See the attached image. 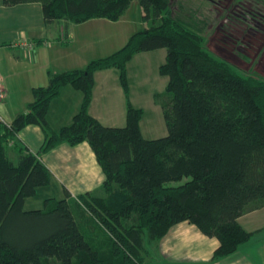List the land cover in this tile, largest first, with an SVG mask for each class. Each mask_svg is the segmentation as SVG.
Listing matches in <instances>:
<instances>
[{
    "label": "trees",
    "instance_id": "obj_1",
    "mask_svg": "<svg viewBox=\"0 0 264 264\" xmlns=\"http://www.w3.org/2000/svg\"><path fill=\"white\" fill-rule=\"evenodd\" d=\"M25 1L31 0H6ZM39 1L46 24L62 21L68 32L70 23L94 17L118 20L133 0ZM138 1L146 27L83 68L51 71L47 85L33 88L27 110L0 133V264H146L147 243L182 221L219 240L213 260L253 235L239 218L264 207V78L245 75L213 52L200 31L172 14L171 0ZM159 48L167 50L160 73L169 78L168 96L156 98L165 136L144 137L143 109L130 101L124 126L104 125L90 114L97 70L117 67L127 90V62ZM67 84L83 92V102L70 124L53 130L49 106ZM29 124L43 129L39 153L63 141H88L107 195L72 196L65 189L63 198L48 197L44 208L26 209L27 198L51 180L47 165L26 145L17 142V162L9 157L7 141ZM93 220L109 238L100 240L89 229Z\"/></svg>",
    "mask_w": 264,
    "mask_h": 264
},
{
    "label": "crops",
    "instance_id": "obj_2",
    "mask_svg": "<svg viewBox=\"0 0 264 264\" xmlns=\"http://www.w3.org/2000/svg\"><path fill=\"white\" fill-rule=\"evenodd\" d=\"M134 2L135 0L131 2L130 7ZM129 8L118 20L94 17L83 22L70 23L68 32L61 34L57 29L58 23L51 26L46 24L42 1L31 0L11 4L6 0H0V84L6 90L5 98L0 100V133L19 113L27 110L34 98L33 88L47 85L51 71L83 68L91 60L110 55L123 47L129 37L138 31L135 28L140 24H146L142 17V7L141 17L144 23L137 21L131 24L132 21L128 20L131 19L128 16ZM21 42L35 43L30 48L21 45ZM166 55L165 48L133 55L127 62V90L121 82L120 70L117 67L97 70L88 106L90 114L104 125L124 126L127 121L128 101L142 108L143 114L144 106L149 105H154L158 107L157 109H160V106L163 112L161 103L155 100L156 93L146 94L145 91L140 92L139 88L133 86L136 84L143 87L150 82L149 76L153 74L154 69L153 56L159 58L156 64L160 73V66L166 61ZM135 62L143 63L142 67L149 73L139 81L145 84L130 82V69ZM156 79L163 80L158 77ZM168 80V76L166 81L163 80L165 90ZM82 102L81 90L71 84L63 86L59 96L54 98L49 106L47 118L52 129L59 130L62 126L70 124L80 110ZM43 141L44 132L41 126L29 124L17 133L13 142L7 144L9 157L14 162L18 161L19 142L32 152L38 153L53 174L51 180L56 178L60 181L62 188L69 190L72 196L88 191L102 193L105 174L88 141L78 144L63 141L50 150L39 153ZM27 202L28 198L25 207ZM263 211L264 207L239 218L244 228L254 233L236 252L226 257L213 260V253L219 245V240L205 235L195 224L182 221L173 225L160 239L147 243L145 262L264 264V219L260 214Z\"/></svg>",
    "mask_w": 264,
    "mask_h": 264
},
{
    "label": "rangeland",
    "instance_id": "obj_3",
    "mask_svg": "<svg viewBox=\"0 0 264 264\" xmlns=\"http://www.w3.org/2000/svg\"><path fill=\"white\" fill-rule=\"evenodd\" d=\"M141 10L139 1L135 0L128 10V16L131 18H128V20L129 22L132 21L131 24L137 21L144 23L141 17ZM170 11L172 14L182 18L192 28L200 31L205 37L206 45L235 68L242 71L245 75L264 78V0H171ZM144 25L147 26V23L140 24L135 29L141 30L145 27ZM57 29L61 34L65 33L62 21L58 22ZM152 61L154 69H152L153 74L149 76V83L139 82L143 76L149 73L145 72V68L142 67L143 63L138 62L133 63V67L130 69V82L145 84L143 87L135 84L133 88H139L140 92L145 91L146 94L149 92L156 93L155 100L157 97L159 100H163L168 96V92L165 90V82H163V80L166 81L167 76H162L158 72V64L156 63L159 58L153 56ZM156 77L163 78V80L156 79ZM144 108L140 123L143 136L146 138L165 136L167 134V126L161 107L159 106L160 109H157L158 107L149 105L147 107L144 106ZM13 140L10 138L7 143H11ZM52 177L53 174L51 173ZM187 179L170 181L167 185H180ZM94 193L100 196L107 195L105 189H103L102 193L98 191ZM64 196L65 189L62 188V183L54 178L53 181L50 180L48 185L40 187L37 195L28 198L26 208H44L48 197L60 199ZM80 208L78 207V209ZM84 211L86 212V210ZM260 214L264 219V211ZM78 215L80 220L84 222L83 215L79 213ZM93 223V227L91 225L89 229L99 239L101 237L103 239L110 237L109 232L105 228L94 220ZM97 233L101 234L100 237Z\"/></svg>",
    "mask_w": 264,
    "mask_h": 264
},
{
    "label": "built area",
    "instance_id": "obj_4",
    "mask_svg": "<svg viewBox=\"0 0 264 264\" xmlns=\"http://www.w3.org/2000/svg\"><path fill=\"white\" fill-rule=\"evenodd\" d=\"M35 42H21V45H23V46H27V47H32L33 46V44H34ZM5 96H6V90H5V88L0 84V100H2V99H4L5 98ZM8 126H10V125H8Z\"/></svg>",
    "mask_w": 264,
    "mask_h": 264
}]
</instances>
